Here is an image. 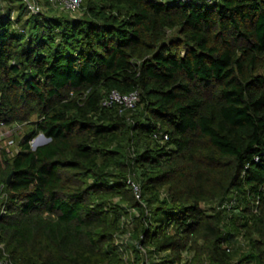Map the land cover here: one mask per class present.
Returning a JSON list of instances; mask_svg holds the SVG:
<instances>
[{"label":"trees","instance_id":"16d2710c","mask_svg":"<svg viewBox=\"0 0 264 264\" xmlns=\"http://www.w3.org/2000/svg\"><path fill=\"white\" fill-rule=\"evenodd\" d=\"M33 1L0 9V264H264V0Z\"/></svg>","mask_w":264,"mask_h":264},{"label":"built area","instance_id":"2783aa9c","mask_svg":"<svg viewBox=\"0 0 264 264\" xmlns=\"http://www.w3.org/2000/svg\"><path fill=\"white\" fill-rule=\"evenodd\" d=\"M49 1L55 7L59 8L61 10H67V11L74 12V11H77L78 9H80V6H81L83 0H49ZM185 1H191V0H185ZM24 3L26 4L28 12L31 14H38L42 10L41 5L38 2H35L33 0H24ZM2 7H3V2H2V0H0V9H2ZM138 99H139V94L137 91L132 92L128 95H121L116 91H112L111 94L107 98L104 99L103 104L106 106H110V105L116 103L119 105H123L125 108L132 109L135 107ZM21 130H22L21 125H17L15 127H10V126H7V125L3 124L2 122H0V136H2L3 133H12L13 134L14 132L15 133L20 132ZM41 135L42 134H40L37 138L39 139V137ZM165 138H167V136H165ZM33 140L34 139H32L30 141V145L33 149H35L37 146H36V143L34 146H32L31 142ZM7 145H8V146H6L7 151L11 152L9 150V147H13L16 145L13 137L7 141ZM131 186H132V189L136 195V198L138 200L142 201V192H141L140 186L136 182H131ZM4 264H10V263L6 260V261H4Z\"/></svg>","mask_w":264,"mask_h":264},{"label":"rangeland","instance_id":"374dc122","mask_svg":"<svg viewBox=\"0 0 264 264\" xmlns=\"http://www.w3.org/2000/svg\"><path fill=\"white\" fill-rule=\"evenodd\" d=\"M2 132H3V131H2ZM14 133H15V132H14ZM14 133H13V134H12V133H3V135L0 136V146H3V147L8 146V145H7V141H8L10 138L14 137ZM15 134L18 135L19 137L22 136L21 132H17V133H15ZM9 136H10V137H9ZM37 137H38V136H37ZM37 137H35L34 140L31 142V143H32V146H34L35 143L37 144V142H44V141H45V139H44L43 137L40 138L42 141H40V139L38 140ZM37 140H38V141H37ZM16 141H17V140H16ZM9 150L11 151V153H12V155H13L14 153L17 152V150H18V145L16 144V145L13 146V147H9ZM132 256L134 257L133 254H132ZM139 264H140V263H139Z\"/></svg>","mask_w":264,"mask_h":264},{"label":"water","instance_id":"95a60500","mask_svg":"<svg viewBox=\"0 0 264 264\" xmlns=\"http://www.w3.org/2000/svg\"><path fill=\"white\" fill-rule=\"evenodd\" d=\"M41 137H43V138L45 139V141H44V142H37L36 146H39V145H41V144H44V143H46V142L49 140V139L45 138L44 135H41V136L39 137V139H40ZM39 139H38V140H39ZM40 141H42V140L40 139ZM11 178H12V174H10V175L8 176L7 183H10Z\"/></svg>","mask_w":264,"mask_h":264}]
</instances>
